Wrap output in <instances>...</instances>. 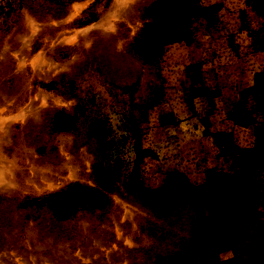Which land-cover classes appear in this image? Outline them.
Segmentation results:
<instances>
[{"label": "rangeland", "instance_id": "1", "mask_svg": "<svg viewBox=\"0 0 264 264\" xmlns=\"http://www.w3.org/2000/svg\"><path fill=\"white\" fill-rule=\"evenodd\" d=\"M156 1L0 0V264H264V189L219 230L159 190L172 173L206 183L227 140L251 147L264 16L196 0L158 48ZM72 186L105 201L59 216Z\"/></svg>", "mask_w": 264, "mask_h": 264}, {"label": "trees", "instance_id": "2", "mask_svg": "<svg viewBox=\"0 0 264 264\" xmlns=\"http://www.w3.org/2000/svg\"><path fill=\"white\" fill-rule=\"evenodd\" d=\"M195 3L196 0L156 1L152 8V15L159 20L166 17L165 24L154 29L156 47L163 48L165 45L181 41L186 36L185 17L196 8ZM252 8L258 15L264 16V0H252ZM260 77H264V71L258 73L257 81L261 84L263 80ZM260 88L259 99L251 96L246 105L248 122L253 124V119H251L253 112L259 113L260 116L258 125L252 126L254 130L251 147L245 152L238 151L227 140L224 144L226 147L218 151L220 154H217L219 165L206 183L196 186L182 173H172L165 178L163 186L159 189L168 196L175 193L182 200H194L204 206L210 214V218L202 226L204 230L212 228L219 230L227 225L233 216V206L246 200L250 201L255 191L264 189L262 178L264 177V121H262L264 120V84ZM234 107L235 104L231 103L230 108ZM220 136L219 132L217 135L219 142ZM104 201L105 198L96 191L72 186L58 198L52 199L49 206L59 216H67L79 205L97 208Z\"/></svg>", "mask_w": 264, "mask_h": 264}]
</instances>
